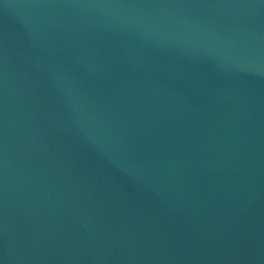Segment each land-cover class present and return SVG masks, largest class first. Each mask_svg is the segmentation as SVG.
<instances>
[{
	"label": "water",
	"instance_id": "95a60500",
	"mask_svg": "<svg viewBox=\"0 0 264 264\" xmlns=\"http://www.w3.org/2000/svg\"><path fill=\"white\" fill-rule=\"evenodd\" d=\"M3 264H264V0H0Z\"/></svg>",
	"mask_w": 264,
	"mask_h": 264
},
{
	"label": "snow or ice",
	"instance_id": "6c2138e0",
	"mask_svg": "<svg viewBox=\"0 0 264 264\" xmlns=\"http://www.w3.org/2000/svg\"><path fill=\"white\" fill-rule=\"evenodd\" d=\"M0 264H3V262H2V261H0Z\"/></svg>",
	"mask_w": 264,
	"mask_h": 264
}]
</instances>
